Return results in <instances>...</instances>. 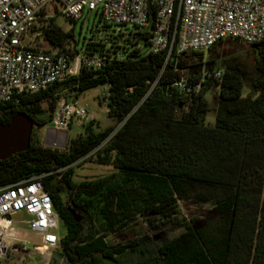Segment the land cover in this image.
<instances>
[{"label":"trees","instance_id":"obj_1","mask_svg":"<svg viewBox=\"0 0 264 264\" xmlns=\"http://www.w3.org/2000/svg\"><path fill=\"white\" fill-rule=\"evenodd\" d=\"M151 28L117 34L102 28V37L91 34L80 46L83 52L73 48V57L99 60V67L81 65L76 75L0 103V122L22 112L33 124L27 150L0 161V188L40 180L65 228L64 264H264V38L249 46L250 65L237 55L218 57L217 46H240L234 41L206 55L167 58L148 51ZM42 32L51 47L76 45L72 31L51 19ZM66 53L71 60L68 47ZM181 80L189 91L173 86ZM98 86H107L101 100L113 125L99 130L90 121L63 150L34 138L60 99L75 101ZM210 90L212 125L205 123ZM93 151L92 162L114 171L73 181L72 165ZM190 199L210 205L216 217L180 216L178 204ZM138 219L164 229L110 243ZM173 230L180 232L163 237Z\"/></svg>","mask_w":264,"mask_h":264},{"label":"built area","instance_id":"obj_2","mask_svg":"<svg viewBox=\"0 0 264 264\" xmlns=\"http://www.w3.org/2000/svg\"><path fill=\"white\" fill-rule=\"evenodd\" d=\"M54 2L70 21L81 18L83 12H94L107 25L140 30L152 26L148 51L167 52V58L172 53H206L220 42L252 45L264 38V0H0V103L76 75L81 65L99 67V60L77 56L79 67L72 71L65 46L39 45L45 41L43 25L51 19L45 8ZM215 76L220 77V72ZM173 86L189 91L182 80ZM85 115L86 109L76 100L60 99L50 125L57 131L67 130L74 119ZM18 214L27 218L25 228L17 227L19 223L13 220ZM56 218L51 199L37 177L1 187L0 264L18 252H28L30 235L39 239L32 252L40 256L59 246L54 233Z\"/></svg>","mask_w":264,"mask_h":264},{"label":"rangeland","instance_id":"obj_3","mask_svg":"<svg viewBox=\"0 0 264 264\" xmlns=\"http://www.w3.org/2000/svg\"><path fill=\"white\" fill-rule=\"evenodd\" d=\"M45 13L51 18L53 23L57 27H59L63 32L71 30L73 33V39L76 41V45H74L72 41H69L66 45V47H68V53L72 58L70 60V67L72 71H75L77 67H79V59L77 57H73L75 56L73 48H76L77 46L76 49L79 52H83L81 51L83 50V47L80 46H85L84 44L87 42L88 39L91 38V34L93 35L94 40H97L103 35V33H97V31L101 30L102 28L106 30L107 34H117L118 31L122 33H134L138 31V29L134 27H117L114 25L104 24L99 19V14L94 12H83L81 18L75 21L67 20L61 15V7L57 2L46 6ZM90 31H92V33H90ZM38 43L42 48H49V45L45 41H39ZM238 44L240 46H235V44L228 42L217 46V50H219L218 57H232L237 55L240 59H245L248 65H250L253 61L254 56L249 50L250 45H245L241 43ZM206 54L208 53H205V55ZM103 92L107 94V86H98L96 88L86 90L78 96V98L76 99V103L77 105L86 109V115L81 120L74 119L71 122L68 129L66 130L67 135L65 141L64 137L61 136V144H49L46 141V130L51 128L50 123L41 130L34 129V138H36L43 146L46 142V144H49L51 148L63 150L65 149L69 140L74 139L78 135L83 134L84 125L88 124L90 121H95L98 124L99 130H103L108 126L113 125V120L109 118L106 114V104L101 100ZM213 94V90L207 91L205 94V98L207 99L209 105V111L206 114L205 123L209 125H212L214 122L215 105L212 100ZM246 94L247 90H244V95ZM93 128L95 127L93 126ZM55 139H58L57 135ZM94 154L95 151L91 152L90 154L78 160L72 165L74 172L73 181L78 182L86 179L100 178L114 171L111 166H103L92 162ZM178 210L180 216L184 217L186 220L197 219L203 221L207 218L214 219L216 217L210 205L197 203L193 199H190L186 202H180L178 204ZM25 219L27 220V218L22 214H18L13 217V220L19 223V225H17V227L19 228H25V225H23ZM56 224L57 228L54 233L57 235L58 238H60L65 234V228L58 217L56 218ZM163 229L164 228H161V230H154L150 227V225H148V223L138 219L136 222L132 223L128 228L119 231L115 235H112L109 240L112 244H125L129 241L137 240L143 237L155 236L157 233L162 232ZM179 232L180 230L169 231L167 235L165 234L163 235V237L171 238L177 235ZM29 238L30 242L27 244V250L29 251L18 252L17 254L12 255L9 260L4 262L5 264H63V259L60 257V247L58 245L50 249L49 254L46 253L45 255L40 256L39 254L32 252V245L39 244V239L33 235H30ZM135 259L136 258H132V260Z\"/></svg>","mask_w":264,"mask_h":264},{"label":"water","instance_id":"obj_4","mask_svg":"<svg viewBox=\"0 0 264 264\" xmlns=\"http://www.w3.org/2000/svg\"><path fill=\"white\" fill-rule=\"evenodd\" d=\"M31 119L22 112L15 113L6 123L0 122V161L27 150L31 131ZM58 136L56 140L55 137ZM67 131H57L52 127L46 130V141L49 144H61L62 137L66 139ZM44 143L45 147H50Z\"/></svg>","mask_w":264,"mask_h":264}]
</instances>
